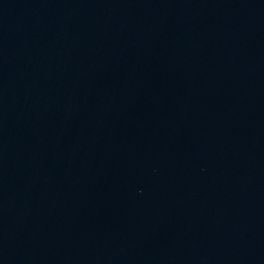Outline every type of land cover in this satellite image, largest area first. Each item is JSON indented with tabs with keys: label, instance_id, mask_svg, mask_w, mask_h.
Here are the masks:
<instances>
[{
	"label": "water",
	"instance_id": "95a60500",
	"mask_svg": "<svg viewBox=\"0 0 264 264\" xmlns=\"http://www.w3.org/2000/svg\"><path fill=\"white\" fill-rule=\"evenodd\" d=\"M0 264H264V0H0Z\"/></svg>",
	"mask_w": 264,
	"mask_h": 264
}]
</instances>
